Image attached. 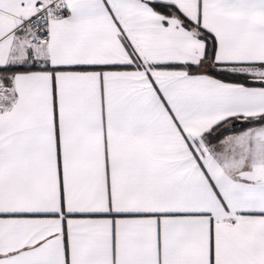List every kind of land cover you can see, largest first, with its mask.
<instances>
[{
	"label": "snow or ice",
	"instance_id": "snow-or-ice-1",
	"mask_svg": "<svg viewBox=\"0 0 264 264\" xmlns=\"http://www.w3.org/2000/svg\"><path fill=\"white\" fill-rule=\"evenodd\" d=\"M0 264H264V0H0Z\"/></svg>",
	"mask_w": 264,
	"mask_h": 264
}]
</instances>
